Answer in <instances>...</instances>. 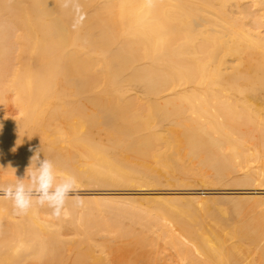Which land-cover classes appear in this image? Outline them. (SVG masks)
<instances>
[{"label": "bare ground", "instance_id": "obj_1", "mask_svg": "<svg viewBox=\"0 0 264 264\" xmlns=\"http://www.w3.org/2000/svg\"><path fill=\"white\" fill-rule=\"evenodd\" d=\"M37 152L105 192L54 224L0 193V264H264V0H0V185Z\"/></svg>", "mask_w": 264, "mask_h": 264}, {"label": "clouds", "instance_id": "obj_2", "mask_svg": "<svg viewBox=\"0 0 264 264\" xmlns=\"http://www.w3.org/2000/svg\"><path fill=\"white\" fill-rule=\"evenodd\" d=\"M33 161H36L34 168ZM26 178H16L15 184L0 185V193L4 199L12 201L17 215H26L34 205H47L52 210L51 216L59 219L69 215L66 209L69 199L75 206L83 205L82 198L76 194V177L65 174L58 179L53 162L47 158L41 160L39 152L32 157Z\"/></svg>", "mask_w": 264, "mask_h": 264}, {"label": "rangeland", "instance_id": "obj_3", "mask_svg": "<svg viewBox=\"0 0 264 264\" xmlns=\"http://www.w3.org/2000/svg\"><path fill=\"white\" fill-rule=\"evenodd\" d=\"M9 105H10V104H9ZM10 107H11V106H10ZM83 185H85V184H83ZM89 186H90V187H89ZM85 187H87V188H85ZM165 187H166V186H158V187H143V189L140 187V188H137V190L134 189L133 187H131L132 190H131V189L129 190V188L127 189L126 187H114V188H116V189H114V188L112 187V188H110L109 190H111L110 193H113V192L116 190L115 192L117 193V195H116V193L114 192V194L111 195V196L122 197V198H123V197H125V198L130 197V199H132L134 202L136 201V200H134V199H136L137 197H138L139 199H140V197H143V198H141V200H139V199L137 198V201H136V202L139 201V203L142 204V206H143V205L145 204V202H143L144 200H142V199H149L150 197H154V196L156 197V196H157V191H158V190H159V191L161 190V192H162V191H165V192H168V191H169V192H171V191H173V190L176 189V188L179 189L178 187H173V188H172V187H169V189H168V186H167L166 188H165ZM135 188H136V187H135ZM201 188H203V187H201ZM201 188H200V189H201ZM77 189H78V192H77L76 194L79 195V196L82 198V200H84V197H85V199H88V197L91 198V194H93V193H95V192H105V191H101L102 188L100 189V188L97 187V189H96V186L94 187V185H93V187H92L90 184H89V185L86 184L85 186H81V185H80V187H79V185H78ZM79 189H81V190H79ZM112 189H113V190H112ZM139 189H140L141 191H140ZM152 189H154V190H152ZM164 189H166V190H164ZM167 189H168V190H167ZM203 189H204V188H203ZM217 189H218V188H217ZM219 189H220V188H219ZM221 189H222V187H221ZM95 190H96V191H95ZM102 190H105V189H102ZM106 190H108V189H106ZM118 190H119V191H118ZM138 190H139V191H138ZM142 190H143V191H142ZM170 190H171V191H170ZM159 191H158V192H159ZM106 192H108V191H106ZM122 192H123V193H122ZM89 193H90V194H89ZM121 193H122V194H121ZM134 193H135V194H134ZM149 193H150V194H149ZM153 193H154V194H153ZM155 193H156V195H155ZM87 194H88V195H87ZM119 194H120V195H119ZM89 195H90V196H89ZM124 195H125V196H124ZM214 195H221V194H214ZM87 196H88V197H87ZM132 196H133L134 198H132ZM135 196H136V197H135ZM139 196H140V197H139ZM145 196H146V197H145ZM86 197H87V198H86ZM144 197H145V198H144ZM214 197H215V196H214ZM217 197H218V196H217ZM150 199H151V198H150ZM70 200H71V199H70ZM70 200H68V202H71V201H72V200H71V201H70ZM140 201H141V202H140ZM68 202L66 203V206L68 205ZM139 203H138V204H139ZM138 204H136V203L134 204V203H133V205H135V206H137ZM44 206H45V205H44ZM139 206H140V205H139ZM144 206L146 207V210H147V206H146V205H144ZM144 206H143V207H144ZM148 206L151 207V204L148 205ZM137 207H138V206H137ZM145 207H144V209H145ZM149 207H148V208H149ZM141 208H142V207H141ZM151 210H152V209L150 208V210H148V211L151 213V212H153V211H151ZM148 211H146V212H148ZM47 213H48V214H45V216H43L42 218H44V219H46V218L51 219L52 222H50L51 220H48V219H46V221H47V222H50V223H52V224L57 223V222L60 221V220H64V221L66 220L65 218H63V219L61 218L63 215H62V216L59 218V220H58V219L52 217L51 214H49V212H47ZM152 214H153V213H152ZM49 216H50V217H49ZM63 232H65V233L67 232V234H66L65 237H64V240H66V241L68 242V239L71 240V241H72V239H73V241H75V242H73V243L71 242L72 246L75 245V246H73V247H76V248H77V249H76V248H73V247L71 246V248L74 249V250H73V254H74V255H75V254H78V255H79L80 252H81V254H82V252H83V254H84V253L86 252V249L88 250L89 247H90V245H91V247H92V245H93L92 242H91V244H90V243L87 241V242L90 244V245L88 244L89 247H87V242L85 243L86 240L84 241V240L81 239V240L83 241V243H85V244H82V245H84V246L86 247V248H85L84 246L81 245L82 241L80 242V240H78L79 237H78V238H77V236L74 237L72 233H69V234H68V230H67V231L65 230V231H63ZM66 236H67V238H66ZM73 237H74V238H73ZM77 240L79 241L80 244H78V241H77ZM93 242H94V241H93ZM74 243H76V244H74ZM94 243H95V242H94ZM119 243H120V242L117 241L116 243H115V242H113V243H108V245H107V243H106V244H103V245H106V246L102 247V249H104L105 251L107 250L108 252H107V251H106V252L108 253V255H109V253L111 252V251L109 252V248H108V246H111V249L113 248V250L115 251V253L111 252L110 254L113 253L112 255L107 256L106 252H104L105 255H104L103 253H95V252H94V255L97 254V255H98V256L96 255L97 257H100V258L103 257L102 260L104 259V261H102V262L105 263V261H106L105 264H109L110 260H111L110 264H111V263H113V264H118V263L120 262V259L122 260V258H120V259L118 258V256H120V254H119V250H120V248L117 250V249H115V246H116V248H117V246H120ZM95 244H96V243H95ZM95 244H94V245H95ZM98 244H101L100 241H98ZM109 244H110V245H109ZM66 245H68V243H67ZM79 245H80V248L78 247ZM94 245H93V246H94ZM69 246H70V244H69ZM81 246H82V247H81ZM91 247H90V251H91V249L93 248V247H92V248H91ZM156 247H157V246H156ZM158 247H159L160 250L157 249V251L155 250L156 252L153 251L154 249H152V251L149 249L150 252H153V254L155 253L156 256L153 255V259H155V261H157V263L159 262L158 260H161V259H162L161 261H162L163 263L160 261V262H159L160 264H170L171 261H176V258L173 257V256H174V255H173L174 253H173L172 250L169 249L166 245H165V247H164V245H162V243H159V246H158ZM158 247H157V248H158ZM163 247H164V248H163ZM67 248H68V246L66 247V249H67ZM84 248H85V251H84ZM107 248H108V249H107ZM148 248H150V247H146L147 250L144 249L145 252H144V251L142 252V250H139V251H138V250L135 249V250L137 251V252H136V251L134 250L136 254H134V251H132V252H133V253H132L131 250H130L129 252H131V253H130L131 255H133V256L135 255L136 259H138V260H141V259H142L141 261L144 262L143 258H141V257H143V255H145V254H146L145 256L148 255V258H149V257H150V258L152 257V254L149 255V254L147 253V252H149ZM162 248L164 249L163 251H161ZM167 248H168L169 250H168ZM93 249H94V248H93ZM111 249H110V250H111ZM132 249H134V248H132ZM166 249H167V250H166ZM78 250H79V251H78ZM95 250H98V248H96ZM95 250H94V251H95ZM113 250H112V251H113ZM74 251H75V253H74ZM76 251H78L79 253L76 252ZM116 251H117L118 255H117ZM164 251H165V253H164ZM121 252H122V251H120V253H121ZM129 252H128V253H129ZM150 252H149V253H150ZM65 253H67V255H68V249L66 250ZM65 253H64V256H67ZM128 253H127V254H128ZM139 253H144V254H142L141 257H140V256H139V255H140ZM157 253H161L162 256H163V258H164L165 260H164L163 258H161L162 256H160V254H159V257H160V259H159L158 256H157ZM99 254H101V256H100ZM78 255H77V256H78ZM122 255H123V254H122ZM122 255H121V256H122ZM165 255H166V256H165ZM123 256H124V255H123ZM167 256H168V257H167ZM109 257H110L111 259H110ZM135 257H134L133 260L136 261ZM137 257H140L141 259H140V258H137ZM172 257H173V259H174V258H175V259L173 260ZM63 258H65V257H63ZM146 258H147V257H146ZM66 259H67V263H66V264H68V262H71V263H72V259H70V261H68V256H67ZM151 259H152V258H151ZM166 259H167V260H166ZM171 259H172V260H171ZM107 260H108V262H107ZM117 260H118V263H117ZM63 261H65V260L63 259ZM148 261H149V260H148ZM152 261H153L154 264H157L154 260H152ZM164 261H165V262L167 261V262L165 263ZM123 262L125 263V261L123 260V261L120 262V264H121V263L124 264ZM139 262H140V261H139ZM139 262H138V263L133 262L132 264H141V262H140V263H139ZM143 262H142V263H143ZM103 263H102V264H103ZM146 263H147V259L145 260V264H146ZM149 263H150V262H149ZM153 263L151 262L150 264H153ZM62 264H63V262H62ZM143 264H144V263H143ZM174 264H175V263H174Z\"/></svg>", "mask_w": 264, "mask_h": 264}]
</instances>
